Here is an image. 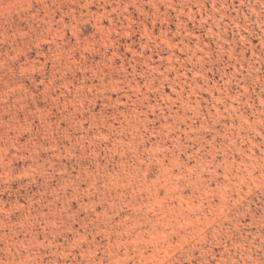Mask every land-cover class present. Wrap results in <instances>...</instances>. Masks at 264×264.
<instances>
[{
    "label": "rangeland",
    "instance_id": "obj_1",
    "mask_svg": "<svg viewBox=\"0 0 264 264\" xmlns=\"http://www.w3.org/2000/svg\"><path fill=\"white\" fill-rule=\"evenodd\" d=\"M0 264H264V0H0Z\"/></svg>",
    "mask_w": 264,
    "mask_h": 264
}]
</instances>
